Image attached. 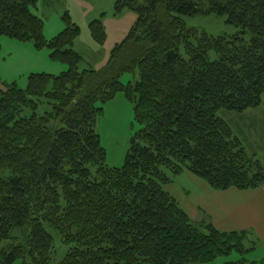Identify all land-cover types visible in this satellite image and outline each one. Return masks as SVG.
<instances>
[{"label":"trees","instance_id":"1","mask_svg":"<svg viewBox=\"0 0 264 264\" xmlns=\"http://www.w3.org/2000/svg\"><path fill=\"white\" fill-rule=\"evenodd\" d=\"M37 3L0 0V35L46 46L68 68L0 88V246L12 240L0 264H54L45 224L68 247L61 264H264L244 256L254 248L249 231L197 223L165 188L184 171L216 190L264 184V164L219 115L262 102L264 0H118L115 13L129 8L137 19L105 66L83 70L73 49L80 27L65 13V28L45 39ZM199 14L225 16L238 31L216 36L183 18ZM90 28L103 45L102 20ZM121 91L141 128L124 164L110 167L98 102ZM232 252L241 257L217 261Z\"/></svg>","mask_w":264,"mask_h":264},{"label":"rangeland","instance_id":"2","mask_svg":"<svg viewBox=\"0 0 264 264\" xmlns=\"http://www.w3.org/2000/svg\"><path fill=\"white\" fill-rule=\"evenodd\" d=\"M117 1L38 0L37 6L32 7V10L43 19L44 35L47 40L52 39L65 28L64 15L68 13L72 21L80 27V35L77 37L73 49L84 58L80 67L81 70L88 67L99 69L106 65L115 45L125 39L137 19V14L129 8H125L116 14L115 5ZM183 18L189 27L216 36L232 35L238 31L234 25L227 23L225 16L199 14L183 16ZM97 19L102 20L107 34L103 45L94 39L90 28V23ZM67 68L68 64L52 58L51 50L46 46L38 48L31 40L21 41L8 35H0V88H5L6 84L16 83L24 89L28 84V77L32 73L45 72L59 75ZM138 80V71L125 73L121 77L124 85L129 84V82L135 84ZM98 106H102L103 111L97 118L96 130L100 135L101 144L106 150V163L110 167H121L130 149L132 138L141 128L135 118V103L126 96L124 91H121L105 103L98 102ZM43 110L44 108L39 112L42 113ZM228 113L232 112L221 110L219 115L227 118ZM245 151L250 158L259 160L254 154L249 153L246 149ZM260 162L263 163L261 160ZM173 180L180 181L178 175H174ZM180 182L188 188L189 182L187 185L183 180ZM189 198L191 200V197ZM178 199L182 206L186 205L183 198ZM45 226L55 240L54 264H61L68 247L62 243L57 230L49 224H45ZM12 235L21 237L20 241L23 240L21 229H14ZM11 243V239L5 240L0 248ZM250 244L252 243H247V246ZM244 256L251 261L256 258L255 254L249 252L245 253ZM239 257H241L239 253L232 252L229 256L221 257L217 261L223 263L226 260H236ZM15 264H20V261Z\"/></svg>","mask_w":264,"mask_h":264},{"label":"crops","instance_id":"3","mask_svg":"<svg viewBox=\"0 0 264 264\" xmlns=\"http://www.w3.org/2000/svg\"><path fill=\"white\" fill-rule=\"evenodd\" d=\"M228 115L225 119L235 136L249 153L264 163V94L258 107ZM178 178L186 185L189 182L188 188L177 180L165 188L177 201L185 200L183 208L194 221L207 220L221 230L249 231L251 243L255 242L249 253L255 254L254 260L264 259V184L249 189L216 190L189 171L181 172Z\"/></svg>","mask_w":264,"mask_h":264}]
</instances>
